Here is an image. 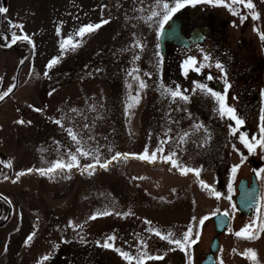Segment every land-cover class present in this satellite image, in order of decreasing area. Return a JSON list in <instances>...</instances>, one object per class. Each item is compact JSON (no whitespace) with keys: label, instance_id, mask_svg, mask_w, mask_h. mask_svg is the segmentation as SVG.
<instances>
[{"label":"rangeland","instance_id":"obj_1","mask_svg":"<svg viewBox=\"0 0 264 264\" xmlns=\"http://www.w3.org/2000/svg\"><path fill=\"white\" fill-rule=\"evenodd\" d=\"M175 2L8 0V23L1 24L7 39L0 38V92L12 88L0 101V197L8 202L0 198V264H130L100 246L111 235L115 247L146 264H198L216 235L212 214L217 209L229 213V223L217 234L215 264H264V232L255 240L234 235L245 225L264 222V173L257 176L264 169V149L250 152L239 138H264V0H252L253 10L235 5L238 15L215 4L185 6V16L212 12L224 40L215 43L206 33L179 51L176 62L163 65L157 42L167 14L162 5ZM153 11L159 15L149 20ZM253 11L259 19L252 18ZM242 15L247 16L243 22ZM102 20L109 23L83 38L76 35L82 26ZM13 33L27 34L32 49L27 40L8 47ZM69 37L80 46L62 50ZM54 58L58 63L48 68ZM189 58L197 61L199 72L185 74ZM225 79L231 85L226 103L243 125L221 116L215 98L196 87L203 83L223 94ZM177 89L189 100L173 98L168 90ZM137 95L138 103L132 99ZM242 100L254 112H246ZM162 140L167 141L163 155L176 152L181 166L202 169L199 178L182 175L163 160L149 163L131 155L112 160L117 153L141 154L146 147L151 154ZM73 154L79 168L37 171L58 160L71 163ZM96 157L100 163L111 160L108 168L99 167ZM88 164H96L91 174L84 170ZM252 178L257 203L242 213L235 202L237 183L245 179L249 186ZM201 180L221 198L203 189ZM105 211L112 215L90 219ZM204 216L210 219L201 228L198 221ZM190 227L197 242L186 251L154 235L158 230L182 239ZM248 249L255 250V260L244 255ZM145 253L164 259L148 260Z\"/></svg>","mask_w":264,"mask_h":264},{"label":"snow or ice","instance_id":"obj_2","mask_svg":"<svg viewBox=\"0 0 264 264\" xmlns=\"http://www.w3.org/2000/svg\"><path fill=\"white\" fill-rule=\"evenodd\" d=\"M199 3H209V4H215L217 6L227 7L230 9V11H232L233 15L239 14V13H237V11L234 8V6L237 4L243 5L244 7H246L249 10H253L255 8V5L252 2V0H176L175 5L172 7H170L169 4H167V3H164L162 5V7L166 10L167 14H165L163 16V20L161 21V24H160L161 30H163L164 24L168 23V21L172 19V16L176 12H178L179 10H181L182 8H184L187 5L195 6L196 4H199ZM7 11H8L7 8L0 7V14L6 13ZM158 15H159V13L153 11L151 13V16L148 17V19L151 20L153 17H156ZM252 18L253 19H259V14L253 11L252 12ZM244 19H247V16L242 15L241 16V22H243ZM107 23H109L108 20H102L101 23H99V24L84 25L77 30L76 35L83 38L86 34L91 33L93 31L99 29L100 27H102L103 24H107ZM12 26L20 28L21 31L23 30V25H12ZM260 36H261V39L264 40V33H261ZM5 39H7V37H5ZM18 40H27L29 43H32L30 37L27 34H25L23 36H18L15 33H13L12 38H11V42L7 46L11 47L12 44H15ZM69 46L71 47V49L74 50L80 46V43L78 41H73L72 38L69 37L67 40H65L61 44V48H62V50H67V47H69ZM136 46L142 47V45H139V43H137ZM137 59H138V57H137ZM204 59L208 60L209 58L207 56H205ZM58 60H59V58H54L52 61H50L48 68H51L53 65L58 63ZM21 63H23V61H21ZM196 64H197V61L194 58H189L185 62V69H186L185 74H187L188 69H193V70L199 72L200 68L195 67ZM216 67L220 68L223 71V66L221 64L217 63ZM212 78H213L212 76H210V75L208 76L209 80H211ZM225 85H226L225 93H223V94L220 92L213 91V89L209 88L206 84H203V83L197 84L196 87L215 98V100L219 103V106H220L219 111H220L221 116H227L228 118L234 120L237 125H243L244 121L236 114V110L226 103V99H227L226 92H227V89L231 87L230 84H227L226 79H225ZM139 86H140V88H145L147 85L143 81H141ZM11 91H12V88L9 87L7 89V91L0 92V101L4 100L5 97H7L11 93ZM168 91L170 92V95L173 98L180 97L181 99H183L185 101L189 100V97L187 95H184L179 89L168 90ZM132 99H134L137 103L139 102L138 95L136 97H132ZM131 107H132V105H129V108H131ZM36 111H41V109H36ZM262 119H264V118H262ZM18 123H24V121H18ZM55 123L59 125V124H61V121L56 120ZM197 127H201V126H197ZM231 131H232V134L235 135L237 132V128L233 127L231 129ZM261 132L264 133V127L261 128ZM69 134L71 135V137L74 141L77 140L76 135L74 133H72L71 130H69ZM187 135L188 134L186 133L185 136H187ZM239 138H240L241 142L245 145V147H247V149L250 152H255L258 147L264 149V138H260V139L252 138L250 140L246 136H243V135L240 136ZM168 139H171V138L169 137ZM181 142H183V138L181 139ZM165 143H167V141L162 140L160 142V146L151 154L149 153V150L146 147L144 152L141 154L117 153L116 155H114L112 157V160H116L120 157L127 159L130 155L136 159H139L142 161H147L149 163H156L159 160H163L165 163H169L171 165V168H176L182 175H187L188 173H194L195 176L197 178H199L200 172L202 171V169H193L190 167L181 166L179 164L178 160L175 159V157L177 155L176 152H172L170 155H163V153H164L163 145ZM77 151L80 152V155H82V156L87 157L89 155V153L87 151H81L80 149H77ZM157 153H160L161 155L158 156ZM71 161H72L71 163H65L63 161L58 160L55 162V164L52 167H49L47 169H43V168L38 169L37 171H39L41 175H45L48 173H54L57 170L67 169L70 171L73 167H77V168L80 167L78 158L75 154L71 155ZM96 161H97V164H99V167L104 168V169H107L109 164L111 163V160L108 162H105V163H100L99 157H96ZM238 167H239L238 165L233 166V168H232L233 177H235V173L237 172ZM95 168H96V164H88V165L84 166V170L89 171V174L94 172ZM171 168L169 170H171ZM28 171L31 172L32 170L29 169ZM261 173H264V169H261L260 172L257 173V176L259 177L261 175ZM25 174L26 173H24V172L19 173V175H21V176L25 175ZM140 179H143V177H140ZM200 185L203 189L207 190L212 195H214L217 200H219L221 198L222 193L217 191L215 187L207 184L203 180L200 181ZM227 199L231 200V197L228 196ZM232 208L235 210L236 206L233 204ZM218 214L223 215L225 217L229 216V213L227 211H225L223 213H219V209H217L212 215L215 216ZM108 215H112V213L105 211L103 213H97V214L91 216L90 219L95 220L99 216H108ZM193 219H195V218H193ZM208 219H210L209 216L202 217L198 221V226L202 228L205 221H207ZM146 223H151V222L146 221ZM70 226L77 227L75 225H70ZM79 227H82V225ZM148 231L152 232L154 230L148 229ZM262 232H264V222H259V223H250L248 225H245L240 231L235 232L234 235L237 237L243 238V239L255 240V239L260 238V233H262ZM34 235H35V233L30 235L28 237V240L31 241ZM154 235L159 237L161 240L167 241V243L170 245L174 244L176 247L180 248V250H182V251H186L187 247L190 244H194L197 242L196 240L192 239L193 232H192L191 227L188 229L187 232H185L183 234L182 239H173V236H174L173 233L169 232L167 235H164L158 230L154 231ZM115 240H116V236L111 235L103 242V244H100V246L103 248H111V249L117 251L125 260H128L130 262V264L133 261H135V264H146V261L143 258L134 257V256L130 255L128 252L121 251L119 248L115 247V243H114ZM140 243L145 247L147 246L146 241L142 240ZM145 255L147 256L148 260H162V259H164L163 256H151V255H147L146 253H145ZM244 255L246 257H250L253 260L256 259V252L253 249H248L244 253ZM43 259L47 260V259H49V257L45 256ZM221 264H223V261H221Z\"/></svg>","mask_w":264,"mask_h":264},{"label":"flooded vegetation","instance_id":"obj_3","mask_svg":"<svg viewBox=\"0 0 264 264\" xmlns=\"http://www.w3.org/2000/svg\"><path fill=\"white\" fill-rule=\"evenodd\" d=\"M0 7L9 8L8 0H0ZM182 9L176 12L172 18L175 19L176 22L173 23V26L171 27V30H176L177 35L179 38H182L185 42L182 44L181 42H176L177 38H171V39H165L163 41V44H160V40L158 39V33H157V42L159 51L162 58V64L166 65L168 62H176L172 61L175 59L177 53L181 50H185V46H193L192 43L195 42L196 39H201V36H205L206 33L210 35L212 39H214L215 43H219L223 37L221 36L222 29L216 27V21L214 19V15L212 12H197L194 13V15H191L192 13L182 14ZM6 13L0 14V38L6 37L7 31L1 27L2 23H8V18L4 17ZM170 28L169 25L166 26V29ZM160 30V29H159ZM159 32V31H158ZM176 39V40H175ZM183 45V46H182ZM162 65V66H163ZM164 69V67H163ZM218 86V85H216ZM241 104L244 106V110L246 112H254L249 104H246L245 100L241 101ZM2 200L5 201V205L7 206V200L6 198H2V195L0 197ZM240 213V212H239ZM206 251L202 252L201 258L198 261V264L200 261L204 258ZM157 264V263H155Z\"/></svg>","mask_w":264,"mask_h":264},{"label":"water","instance_id":"obj_4","mask_svg":"<svg viewBox=\"0 0 264 264\" xmlns=\"http://www.w3.org/2000/svg\"><path fill=\"white\" fill-rule=\"evenodd\" d=\"M175 19L172 18L168 21V23L164 24L163 30L158 33V39L160 40V44H163L165 39H171L176 37V42H184L182 38L176 33V30H171ZM169 25L170 28L166 29V26ZM253 179V182L247 186L245 179H240L237 183L238 193L235 197V202L238 210L242 213H249L257 203L258 198V189L256 182ZM224 211H219V213H223ZM213 223L216 235H214L211 239L209 248L204 256V258L200 261L199 264H215L213 252L216 250L218 245V233H220L229 223V217H225L223 215H213Z\"/></svg>","mask_w":264,"mask_h":264},{"label":"trees","instance_id":"obj_5","mask_svg":"<svg viewBox=\"0 0 264 264\" xmlns=\"http://www.w3.org/2000/svg\"><path fill=\"white\" fill-rule=\"evenodd\" d=\"M28 48H30V49H32V47H31V45H30V43L28 42ZM30 55H31V53L30 54H27L25 57H24V60H28L29 59V57H30ZM25 62V61H24ZM23 62V63H24ZM7 218V214L5 215V217H4V220Z\"/></svg>","mask_w":264,"mask_h":264}]
</instances>
